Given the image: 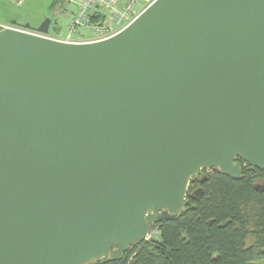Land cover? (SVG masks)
I'll return each mask as SVG.
<instances>
[{
	"label": "water",
	"instance_id": "obj_1",
	"mask_svg": "<svg viewBox=\"0 0 264 264\" xmlns=\"http://www.w3.org/2000/svg\"><path fill=\"white\" fill-rule=\"evenodd\" d=\"M49 26L0 30V264L118 258L201 171H264V0H153L94 43Z\"/></svg>",
	"mask_w": 264,
	"mask_h": 264
},
{
	"label": "trees",
	"instance_id": "obj_2",
	"mask_svg": "<svg viewBox=\"0 0 264 264\" xmlns=\"http://www.w3.org/2000/svg\"><path fill=\"white\" fill-rule=\"evenodd\" d=\"M238 161L239 180L212 170L198 200L187 197L177 217L157 220L149 231L156 243L87 264H264V191L253 187L264 171Z\"/></svg>",
	"mask_w": 264,
	"mask_h": 264
},
{
	"label": "built area",
	"instance_id": "obj_3",
	"mask_svg": "<svg viewBox=\"0 0 264 264\" xmlns=\"http://www.w3.org/2000/svg\"><path fill=\"white\" fill-rule=\"evenodd\" d=\"M21 5L24 0H11ZM140 0H77L75 10L64 33L48 34L47 37L63 43L83 44L107 40L128 26L142 11L137 10ZM86 35V37H85ZM149 232L147 240L156 238Z\"/></svg>",
	"mask_w": 264,
	"mask_h": 264
},
{
	"label": "crops",
	"instance_id": "obj_4",
	"mask_svg": "<svg viewBox=\"0 0 264 264\" xmlns=\"http://www.w3.org/2000/svg\"><path fill=\"white\" fill-rule=\"evenodd\" d=\"M77 0H24L21 5L11 0H0V30L10 26L11 22L17 25H29L37 28L45 19L50 20L49 34L64 33L66 25L75 10ZM121 5L122 0H116ZM61 23V24H60ZM58 25L64 27L59 31Z\"/></svg>",
	"mask_w": 264,
	"mask_h": 264
},
{
	"label": "flooded vegetation",
	"instance_id": "obj_5",
	"mask_svg": "<svg viewBox=\"0 0 264 264\" xmlns=\"http://www.w3.org/2000/svg\"><path fill=\"white\" fill-rule=\"evenodd\" d=\"M239 159H236L235 162L239 164ZM212 170L201 171L196 177H194L189 184L188 194H192L195 190L202 188L203 184L206 181V175Z\"/></svg>",
	"mask_w": 264,
	"mask_h": 264
},
{
	"label": "rangeland",
	"instance_id": "obj_6",
	"mask_svg": "<svg viewBox=\"0 0 264 264\" xmlns=\"http://www.w3.org/2000/svg\"><path fill=\"white\" fill-rule=\"evenodd\" d=\"M153 0H140V3H139V7L137 8V10L141 11L143 10L144 8H146ZM61 24V23H60ZM58 28H59V31L60 32H63L64 30V27L62 25H58ZM86 37V35H85ZM264 182L263 179H257L254 181V183H257V184H262ZM156 239V238H155ZM251 242V238H249L247 240V245L250 244Z\"/></svg>",
	"mask_w": 264,
	"mask_h": 264
}]
</instances>
